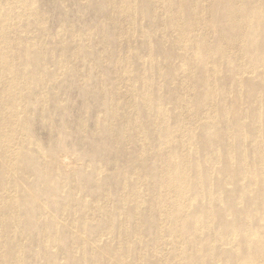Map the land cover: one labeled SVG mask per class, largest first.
<instances>
[{"label":"bare ground","instance_id":"obj_1","mask_svg":"<svg viewBox=\"0 0 264 264\" xmlns=\"http://www.w3.org/2000/svg\"><path fill=\"white\" fill-rule=\"evenodd\" d=\"M76 1L98 20L51 30L0 0V264H264V0ZM90 69L78 153L49 107Z\"/></svg>","mask_w":264,"mask_h":264},{"label":"rangeland","instance_id":"obj_2","mask_svg":"<svg viewBox=\"0 0 264 264\" xmlns=\"http://www.w3.org/2000/svg\"><path fill=\"white\" fill-rule=\"evenodd\" d=\"M39 1H40L41 6L45 5L47 10H48V27L51 30L56 29L61 24H65V25H69V26L71 25L76 29H83L86 26L88 27L89 25L94 24L100 16V13H96L92 7L83 8V9H80V7L78 8L79 5H77L78 1H76V0H69V1L65 0L63 7L59 4V0H39ZM55 3H57V4H55ZM58 5H59V7H58ZM146 25H147V23H146ZM211 31H212V37H216L217 31H216L215 26L211 27ZM111 37L112 36H110V39H111ZM101 41H102V37L97 34V36H95V38H94L95 44L93 46L94 47L93 52L95 54L98 51L97 49L100 48V42ZM73 45H74V43L72 41H70L68 47H66L67 45L65 46L66 50H67L66 53H68L69 48ZM57 46L60 47L61 44L58 43ZM58 49L60 50V48H58ZM92 56H94V55H92ZM80 63L84 66L85 65L88 66L89 65L88 64L89 59L85 60L84 62H80ZM101 66H102L101 69H104L107 71V67L109 66V64L101 63ZM49 71L50 72L55 71V66L53 64H51L49 66ZM90 74L91 75H88L87 77H85L86 79L83 80V81H86L87 83H89V86H90V88H89L90 91L87 93V99L85 101H84V98L82 97L81 89L79 87L77 88V86H76L77 82L75 84H73L74 86L73 85L70 86L67 79H65L64 80L65 82L64 81L61 82L62 85L60 86V89L57 92V95H58V97H60V100H62L66 105V110H65L63 117L60 116V113L57 112L52 105H50V107H49L50 116L52 117L53 121L56 124L60 123L61 118H65V120L69 123L70 129H71V135L68 138L69 141H67V145L69 147H71V144H73V148L78 153H80V150L82 149L81 148L82 142L80 143V140L82 138H81V134H80V131L78 128V120L81 117H85L84 113H83L84 103L86 102L90 106V112H91L90 114H92V113L94 114L100 110V105L96 102V100L94 98V94H97L99 92V89L97 87V83L99 82V78H98L97 72H95V70L90 69ZM246 106L247 105L244 104V107H246ZM33 108H35V107L33 105H31L30 109L33 110ZM88 125L90 128H92L94 130L95 127H94L91 119L88 120ZM31 133H32V136L34 138H36L41 143H43V145L45 147H48V144L51 142L50 140L52 139V135L49 133L48 129L46 127H44L40 123V121H38L37 117L34 120L33 124L31 125ZM112 153L114 155L113 151L111 152V154H108V153L103 154L102 161L107 160L109 155H112ZM72 157L68 160H69V162L73 161V165H76L74 157L73 158ZM0 162H1V159H0ZM127 163H126V160L124 161V159H122L120 161L119 167H124L127 165ZM108 169H109L108 170L109 173L114 171V168H112L111 166H109ZM92 188H93L92 186H88L86 189V193L93 194L94 192L91 191ZM33 234H34V236H31V237L35 239V237L37 236L36 232L34 231ZM30 252L24 254V261L26 262V264H35V263L38 264V260H39L38 258L40 256L38 257V255L37 254L35 255V253H33V252L30 254ZM35 261H37V262H35Z\"/></svg>","mask_w":264,"mask_h":264}]
</instances>
